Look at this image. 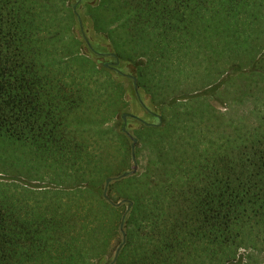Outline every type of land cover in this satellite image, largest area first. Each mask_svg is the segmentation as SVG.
Returning a JSON list of instances; mask_svg holds the SVG:
<instances>
[{
  "label": "trees",
  "instance_id": "16d2710c",
  "mask_svg": "<svg viewBox=\"0 0 264 264\" xmlns=\"http://www.w3.org/2000/svg\"><path fill=\"white\" fill-rule=\"evenodd\" d=\"M261 4L0 0V156L20 164L15 174H0V264H95L91 258L103 259L113 240L121 246L112 264H248L238 248L264 243V29L259 38L254 25L261 13L251 8ZM82 5L92 27L108 36L117 22L131 38L150 30L160 38L157 45L175 40L181 49L201 29L237 37L221 49L232 70L180 95L162 91L154 99L138 72L148 57L131 62L133 85V78L137 88L145 85L153 107L143 92L137 98L159 122L126 112V120H136L130 127L137 169L108 182L134 163L129 123L126 130L107 125L124 113L128 97L116 70L82 48ZM100 71L114 100L97 118L82 108ZM157 75V88L165 82L174 90L170 80L178 72ZM232 84L230 111H218L209 99L224 101L217 90ZM24 147L34 158L59 161L58 176L29 184L43 177H22L24 159L14 152Z\"/></svg>",
  "mask_w": 264,
  "mask_h": 264
},
{
  "label": "rangeland",
  "instance_id": "374dc122",
  "mask_svg": "<svg viewBox=\"0 0 264 264\" xmlns=\"http://www.w3.org/2000/svg\"><path fill=\"white\" fill-rule=\"evenodd\" d=\"M91 1V0H90ZM73 0H71V3ZM75 6V4H73ZM86 5H82L80 7L82 16L84 17L83 26L79 24V28L81 30V33L84 34V37L82 36L84 40L85 46H83V50L89 53V55L93 58H96V60L103 64V61H112L114 62L115 58L113 54H110L111 52L114 53L115 56H119L118 58V69L120 71H114L115 74H118L119 78L121 79V84L125 87V90L127 92V101L125 106V113L128 112L130 114L136 115L139 118H141L143 121H147L150 123H157L159 122V119L156 116L151 117L148 111L143 107L142 103L139 102L137 95V92H143L144 84L137 88L133 85L131 76L132 73L135 71L133 70V67L131 65V62H137V61H146V58L148 57V61L146 65H139L138 72L143 74V81L148 85V91L152 92V97L154 99L160 98L162 91L170 93L176 92L175 94L180 95L181 92L189 91L196 87H201L205 85L208 82H212L213 80L217 79V77L223 72V75L225 73H229L230 70H232L229 65V57L227 56V53L222 52L221 49L227 48L228 42H234L236 41V36H232L229 38L227 36L226 38H223L221 36V33L219 34L218 31H216L214 28L209 29H201L200 34H194L192 35L188 42H186L185 46H178L174 41H170L168 39H164L165 42H167L166 45H157V40L160 39L158 35L155 34V32H150V30H147L145 32H137L133 38L129 37L130 31H126L125 28L117 26V22L109 25V28H112L111 35L108 36L105 32H99L96 31L92 27V22L90 18L88 17V14L86 13ZM252 10H256L259 13H261L260 21L257 23V25H254V27L257 30L256 35H260L259 38L262 35L261 29H264V4H261L259 7H251ZM60 10V9H59ZM112 15L111 14H108ZM119 22V21H118ZM120 23V22H119ZM211 23H213L211 21ZM116 25V28H113V26ZM260 29V30H259ZM146 30V29H145ZM198 31V29H196ZM132 31V30H131ZM264 31V30H263ZM133 32V31H132ZM131 32V33H132ZM196 32V31H195ZM134 34V33H132ZM204 34V35H202ZM136 37V38H135ZM169 37V36H168ZM144 38V39H143ZM202 38V39H201ZM252 38V36H251ZM241 41H239L242 44H246L250 41V37H247L244 39V37H239ZM159 41V40H158ZM233 44V43H232ZM116 64V63H115ZM179 68H176L178 67ZM168 67V68H162V67ZM165 71V72H171L175 75L178 72V76L175 79L172 78L170 80L171 87L174 90L168 89V86L164 83L161 88H157L158 85H156L155 81L158 77V72ZM221 76V75H220ZM96 79L91 81L89 85L94 90L93 93L88 96L85 102V106L82 109L87 108V111L89 113L92 112V114L95 117L102 116V113H107L108 106L107 101L112 102L114 99L111 100L113 96V89L109 84L108 81V75L105 73V71H100L95 75ZM172 77H174L172 75ZM164 85V86H163ZM234 88V84L227 85V86H220V89L217 90L221 95H223L224 101L219 100L216 96L211 97L209 101L211 102L212 106L216 108L218 111L226 112L230 111L228 104L234 103L230 101L231 93H233L232 89ZM158 89V91H157ZM172 91V92H171ZM217 92V93H218ZM231 92V93H230ZM144 95L143 99L148 105V107H153V104L149 101L147 94L143 92ZM161 93V94H160ZM225 95V96H224ZM111 100V101H110ZM236 103V102H235ZM241 108L245 109L244 103L238 104ZM189 114H184L183 118H188ZM127 125L129 123L130 133L129 138L132 139L134 129L131 131V125L133 122H136V120H126ZM123 118L120 116L118 119H113L112 121L108 122L107 125H113L114 128H118L119 126H123ZM125 124V127L127 126ZM128 127V126H127ZM196 128V126L193 127V129ZM126 129V128H125ZM189 134L193 136V134L189 131ZM188 136V133H187ZM116 137V136H114ZM116 138H110V140H114ZM132 140L129 142L131 146ZM136 145V143L134 144ZM183 146H185L183 144ZM149 147V146H147ZM148 148H142L141 154L143 155H149ZM21 154V155H20ZM14 155H20L21 160L24 159L23 163L24 166L20 167L23 171L22 176L24 179H30L33 177L42 176L43 179H30L29 184L31 185H45V183L48 181V179H53L58 176L60 172V166L61 163L59 161H55L53 158H46V159H40L38 157L34 158V154H32L27 147L22 150L18 151L16 150L14 152ZM132 155V154H131ZM38 156V155H37ZM144 157V156H143ZM14 158V157H12ZM10 158H7V156H0V174L1 175H12L15 174V170L18 168L20 164L15 162L14 160ZM8 159L12 160L9 161ZM144 162L142 158V163ZM17 165V166H16ZM134 163L131 164V166L126 169L128 171H131L133 168ZM137 169V164L135 166V170ZM134 170V171H135ZM125 171V170H124ZM133 171V172H134ZM123 172V171H122ZM120 172V173H122ZM131 172V173H133ZM119 173V174H120ZM117 174V175H119ZM64 180L66 182L74 183L73 178L70 177L72 174L70 173V176H67L64 174ZM117 175H113V178H116ZM67 183V184H70ZM28 186L32 189H34V197L39 196L38 194V188H33L32 186ZM58 185V184H57ZM40 189V188H39ZM105 193V188H104ZM86 239V232H82ZM81 236V235H80ZM117 241L113 240L110 248V252L106 253L105 257L103 259L92 257L91 259L95 262V264H112L110 262L112 256L115 255V251L117 248H115ZM115 249V250H114ZM240 255L242 257V261L248 264L254 263V264H264V243H260L257 247H239L236 255ZM52 264H69V262L61 261L58 263H52Z\"/></svg>",
  "mask_w": 264,
  "mask_h": 264
},
{
  "label": "water",
  "instance_id": "95a60500",
  "mask_svg": "<svg viewBox=\"0 0 264 264\" xmlns=\"http://www.w3.org/2000/svg\"><path fill=\"white\" fill-rule=\"evenodd\" d=\"M117 61H118V58L116 57V62H117ZM103 65L105 66L106 63H104ZM134 86L136 87L135 82H134ZM125 114H126V113H122V117H123V118H124ZM123 128H124V127H123ZM135 142H136V138H135V137H132V142H131V154H132V159H133V161H134V144H135ZM135 166H136V163H135V161H134V165H133V168L131 169V171L125 170V171H123L122 173H120L119 175H117L116 177L128 175L129 173H131V172H133V171L135 170ZM111 178H113V177H107V178H106V182H108L109 180H111ZM121 226H122V222L120 223V227H121ZM123 237H124V235H123ZM120 246H121V245H119V246L117 247V249H116V251H115V255L117 254V252H118Z\"/></svg>",
  "mask_w": 264,
  "mask_h": 264
},
{
  "label": "flooded vegetation",
  "instance_id": "af4514ba",
  "mask_svg": "<svg viewBox=\"0 0 264 264\" xmlns=\"http://www.w3.org/2000/svg\"><path fill=\"white\" fill-rule=\"evenodd\" d=\"M110 54H113V56H114V58H115L114 62H112V61H103V64L106 63L105 66L111 67V68L115 69L116 71H120V70L118 69V61H119V60L116 62V57H117V56H115L114 53H112V52H111ZM117 58H118V57H117ZM115 63H116V64H115ZM133 80H134V82H135V78H133ZM124 113H125V112H124ZM154 114H155V113H154ZM155 115H156V114H155ZM121 116H122V115H121ZM127 116H128V115H127V113H126L125 116H124V118L122 117V118H123V121H124V122H123V126H122V129H123V130H126V129H125V124H126V117H127ZM144 122H145V123H148L147 121H144ZM123 127H124V128H123ZM112 262H113V261H112Z\"/></svg>",
  "mask_w": 264,
  "mask_h": 264
}]
</instances>
